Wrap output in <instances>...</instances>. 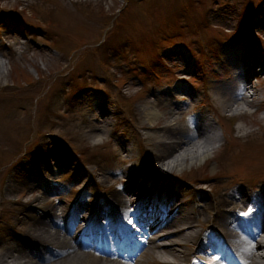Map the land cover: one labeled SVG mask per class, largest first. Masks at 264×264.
<instances>
[{"label":"rangeland","instance_id":"1","mask_svg":"<svg viewBox=\"0 0 264 264\" xmlns=\"http://www.w3.org/2000/svg\"><path fill=\"white\" fill-rule=\"evenodd\" d=\"M251 46L264 63V0H0V111L7 105L0 236L15 226L21 194H40L41 184L64 207L74 199L96 206L126 186L124 171L136 173L148 148L147 131L140 136L136 128L139 109L168 92L176 102H199L219 138L208 159L170 169L183 198L211 203L224 187L245 190V199L248 189L264 193V73L253 67L243 76L232 63ZM244 79L247 91L238 96ZM227 91L243 113L224 112ZM147 183L142 178L137 187ZM247 207L244 201L237 216ZM205 212L196 231L211 244ZM212 255L199 261L216 264L220 256Z\"/></svg>","mask_w":264,"mask_h":264},{"label":"bare ground","instance_id":"2","mask_svg":"<svg viewBox=\"0 0 264 264\" xmlns=\"http://www.w3.org/2000/svg\"><path fill=\"white\" fill-rule=\"evenodd\" d=\"M15 35L21 37L20 32ZM9 45L16 50L18 43L12 40ZM254 49L251 46L243 52V59L238 57L243 76L253 67L264 73V63L251 56ZM3 66L0 58V74ZM247 87L244 79L236 94L246 92ZM178 91L191 95L187 89ZM174 93L155 95L154 100H146L140 107L136 128L140 136L142 130L147 131L144 141L148 146L143 149L141 167L136 173L126 169V186L109 192L100 200L102 203L95 206L74 199L65 207L57 205L58 198L50 196L51 189L43 184L37 186L43 189L40 194L22 193V199L16 201L22 209L14 216L15 226L0 236V264H184L187 258L199 262V255L220 244L227 250L232 244V249L243 257L235 258L228 252L226 259L264 264V193L248 189L245 199V190L224 187L222 194L204 204L202 200L183 198L176 180L168 179L170 169L206 160L219 146L214 122L205 114L196 121L181 119L189 104L172 100ZM227 93L224 112L243 113L244 107L233 103L234 91ZM6 114L7 105L0 111V127L5 125ZM230 157L237 161L240 156ZM142 178L148 183L138 188L137 181ZM8 189L16 187L9 184ZM244 201L248 210L242 218L236 212ZM202 209L206 212L201 222L208 223L206 230L213 236V248L198 239L204 233L196 231Z\"/></svg>","mask_w":264,"mask_h":264}]
</instances>
